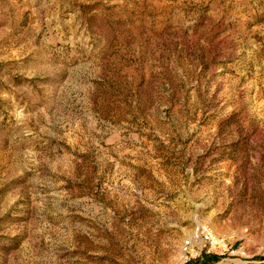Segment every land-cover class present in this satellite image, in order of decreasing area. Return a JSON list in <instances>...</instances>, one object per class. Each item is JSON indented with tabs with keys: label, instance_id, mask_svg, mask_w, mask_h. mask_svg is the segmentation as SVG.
Segmentation results:
<instances>
[{
	"label": "rangeland",
	"instance_id": "374dc122",
	"mask_svg": "<svg viewBox=\"0 0 264 264\" xmlns=\"http://www.w3.org/2000/svg\"><path fill=\"white\" fill-rule=\"evenodd\" d=\"M0 264H264V0H0Z\"/></svg>",
	"mask_w": 264,
	"mask_h": 264
},
{
	"label": "built area",
	"instance_id": "2783aa9c",
	"mask_svg": "<svg viewBox=\"0 0 264 264\" xmlns=\"http://www.w3.org/2000/svg\"><path fill=\"white\" fill-rule=\"evenodd\" d=\"M207 244L222 246L223 240L216 236L205 223L197 222L190 236L183 241L181 250L184 254H190L196 248L204 249Z\"/></svg>",
	"mask_w": 264,
	"mask_h": 264
}]
</instances>
